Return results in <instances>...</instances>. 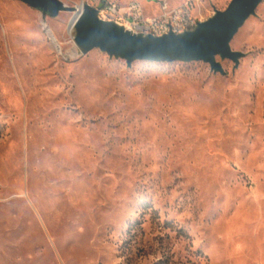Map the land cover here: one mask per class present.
<instances>
[{"label":"rangeland","instance_id":"rangeland-1","mask_svg":"<svg viewBox=\"0 0 264 264\" xmlns=\"http://www.w3.org/2000/svg\"><path fill=\"white\" fill-rule=\"evenodd\" d=\"M255 13L221 75L84 55L74 12L0 0V264H264V0Z\"/></svg>","mask_w":264,"mask_h":264},{"label":"water","instance_id":"water-1","mask_svg":"<svg viewBox=\"0 0 264 264\" xmlns=\"http://www.w3.org/2000/svg\"><path fill=\"white\" fill-rule=\"evenodd\" d=\"M41 9L42 16L54 17L60 11H75L77 6H67L60 0H20ZM263 0H231L224 10L215 9L213 15L198 21L195 28L180 32L170 31L156 36L151 33H134L118 22L98 17V9L81 0V11L74 23V41L82 54L100 49L110 57L122 58L130 67L134 60L154 62H196L210 65L214 73L225 74L220 60H231L233 71L239 67L244 52L230 45L245 21L256 15ZM46 27V25H45ZM218 58L220 60H218Z\"/></svg>","mask_w":264,"mask_h":264},{"label":"built area","instance_id":"built-area-1","mask_svg":"<svg viewBox=\"0 0 264 264\" xmlns=\"http://www.w3.org/2000/svg\"><path fill=\"white\" fill-rule=\"evenodd\" d=\"M86 1L98 9L100 19L118 22L125 29L134 33H151L161 36L173 31L179 34L194 29L198 21H204L198 20L193 14L191 0L178 7H171L166 0H160L156 4L151 3L147 10L137 0L125 4H121L117 0Z\"/></svg>","mask_w":264,"mask_h":264},{"label":"bare ground","instance_id":"bare-ground-1","mask_svg":"<svg viewBox=\"0 0 264 264\" xmlns=\"http://www.w3.org/2000/svg\"><path fill=\"white\" fill-rule=\"evenodd\" d=\"M77 8H78V10L73 11L74 14H73V16H72L73 18H72V20L70 21V24H69V32H72V30L74 29V23L76 21V18L78 16V14L80 13V11L82 9L81 5H78ZM50 36L52 37V40H53L54 44L57 45L56 40L53 37V34H50ZM57 49H59V48L57 47ZM59 52H61V49H59ZM72 54H73V52H72Z\"/></svg>","mask_w":264,"mask_h":264}]
</instances>
